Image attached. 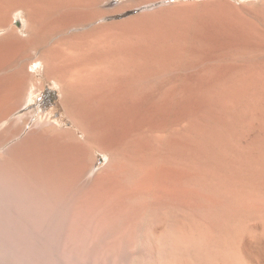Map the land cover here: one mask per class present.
Instances as JSON below:
<instances>
[{"label": "rangeland", "instance_id": "1", "mask_svg": "<svg viewBox=\"0 0 264 264\" xmlns=\"http://www.w3.org/2000/svg\"><path fill=\"white\" fill-rule=\"evenodd\" d=\"M100 1L96 4L97 9L101 10L103 5L111 9L108 21L116 23V33H128L131 40L143 42H139L141 48L138 53L141 54L136 53V63L133 61L134 65L131 63L129 69L127 67L117 78L113 89L115 93L107 101L114 112L119 109V121L109 119L110 122L106 124L103 121L97 132L98 145L90 153L82 151V159L87 163L94 162L91 175L81 177L78 180L80 184L70 179L71 176L66 177L64 182L50 183L31 176L21 177L19 180L16 195V243L13 249L16 260H23L18 264H46L43 261L48 257L52 259V264H96L98 261L100 262L97 264H130L137 260L140 255L135 248L140 240L141 218L138 213L150 211L147 207L156 201L159 174L166 170L165 176L170 177L175 170L179 171L189 163H205L206 160L209 162L208 159L211 162L213 157L216 161L218 159L215 155L220 149H224L223 146L228 147L227 149L238 146L250 148L255 106L258 104L264 108V78L261 80L262 88L259 90H262L259 93L255 81L256 75L264 72V21L260 16L264 11V0ZM75 21L60 20L59 34L48 41L57 46L66 44L65 37L78 31ZM12 22L19 38L26 37V22L20 12L13 15ZM57 39H60L59 42H56ZM16 41L20 44L16 45ZM20 41L14 39V44L5 46L8 52L3 46L0 58H7V61L9 56L17 58V61L21 59L26 50L23 41ZM19 47H23L24 49L20 48L23 51ZM61 47L64 48L62 45ZM137 58H141L142 63ZM32 66V63L21 66L24 67L21 72L23 79L32 72L37 83L33 87L28 84L27 93H31L23 100L28 101L25 110L28 113L23 118L27 132L33 127L46 128L54 123L56 127L75 128L64 109L61 86L42 74V66ZM7 73L0 70L2 98L15 95L19 89V82L14 83V86H7ZM99 109L104 112L102 107ZM262 113L264 114V109ZM11 124L0 129V134ZM15 143L11 142L6 150L11 149ZM206 149H215L216 154L215 150L209 152ZM70 180L72 186H69ZM59 187L63 190H60L61 194L58 193ZM63 187L65 190L67 188V193ZM141 206L145 209H140ZM104 213L107 215L104 216ZM100 223L103 226H97ZM105 223L114 231L109 229L108 232L109 227ZM76 228L82 230V233L80 231V234H74ZM119 234H122L124 240ZM130 235L132 238H129ZM126 241L130 245L132 243L133 248L127 246ZM105 247L110 250L106 252ZM124 247L130 248L126 252ZM120 249L125 254H120ZM114 252H118L120 256L114 255ZM136 254L138 258L135 257ZM68 255L76 260L66 259ZM105 255L110 260L107 258L105 262ZM125 256L130 257L131 261L129 258L126 260ZM32 260L36 261L31 262Z\"/></svg>", "mask_w": 264, "mask_h": 264}, {"label": "bare ground", "instance_id": "2", "mask_svg": "<svg viewBox=\"0 0 264 264\" xmlns=\"http://www.w3.org/2000/svg\"><path fill=\"white\" fill-rule=\"evenodd\" d=\"M101 1L100 3L104 0ZM97 2L99 0H0V52L3 51V46L14 44V39H20V42L23 41L26 50L19 59L21 61H17V58L15 60L10 56L8 61L7 58H4L5 56H2L5 60L0 58L2 60L0 61V70L8 72L7 86L11 87V85L14 86V83L19 82V89L17 88L18 91L15 95L5 96L4 98L0 96V129L8 123H12L8 129L0 134V264L23 262V260H16L13 254L17 229L16 195L21 177L31 176L36 177V179L42 178V180L48 182H64L66 177L71 176L70 179L79 183L78 180L81 177L91 175L95 166L92 164L94 162L87 163L88 161L86 162L81 158L82 151L86 150L85 152L89 153L93 151L95 145H98L96 137L99 134L97 133L98 130L101 129V123L104 121L106 124V122H110L109 119L116 121L119 114H121L118 111L119 109L114 112L113 108L111 109L112 105L108 104L107 101L115 93L113 89L117 78L120 77L121 73L123 74L127 67L129 69L133 61H136L134 57L141 48L140 43L143 42L131 40V37L127 36L128 33L126 35L116 33L114 27L116 23L108 21L112 14L111 9L101 4V10H99L100 8L97 9ZM17 12L21 13L26 22L25 32L27 36L24 38H19L17 29L12 26V17ZM260 16L261 20L264 21V11ZM63 19H67L69 22L76 20L78 31L68 35L69 30L66 39L63 37L66 44H61L64 48H60L61 45H53L48 40L59 34V22ZM99 19L102 21H99ZM58 40L60 39H57L56 42H59ZM16 42V45L20 44L18 41ZM20 48L24 49L23 47ZM6 51L8 52L7 49ZM17 51L15 52L16 55ZM140 59L138 61L142 63ZM29 63H32V67L42 66V74L61 86L63 106L75 128L56 127L54 123V125L46 128L35 129L32 126V130L27 132L23 118L28 113L25 111L28 101L25 99L24 102L23 100L31 93H27L28 84L32 87L37 85L32 72L28 75L25 74L27 77L24 79L22 77L21 72L24 67L21 66H28ZM263 74L264 72L261 71L255 77L258 93L262 90H259V88H262L260 83L264 78ZM11 89L10 91H12ZM4 90L3 95L5 94ZM8 94L10 95V93ZM257 105L253 115L254 128L250 148L238 146L239 148L227 149L228 147L223 146L224 149H220L217 155H215V149H209L210 151L206 149L209 152L215 150V154H213L218 160L214 161L215 158L213 157L211 162L208 159L209 162L206 160L205 163L194 162L187 165L183 163L182 165L185 168L179 169V171L175 170L174 175L172 174L170 177L165 176L166 170L164 173L159 174L156 201L154 200V204L151 203L150 207H147L150 211L143 214H141V211L138 213L141 216L139 218L140 222L138 221L140 223V227L138 226L140 236L137 235L140 240L136 239L138 241V244H136L139 247L137 246L135 249L140 258L136 257L138 256L136 254L135 257L138 259L130 264H264V114L262 113L264 108ZM101 107L104 112L99 109ZM127 115L129 116V114ZM34 123L37 124V122ZM11 142L16 143L7 151L6 148ZM112 153L114 154V151ZM26 180L28 179L26 178ZM69 183V186H72L71 180ZM51 188L53 189V187ZM58 190V193H60L61 188ZM66 190L64 189V192ZM61 191L63 192V190ZM142 208L144 206H141L140 209ZM152 209L153 211H151ZM138 214L136 215L138 216ZM106 215L104 213V216ZM96 219L99 220V218ZM108 219H106V223ZM124 220L126 221V219ZM102 223L97 224V226H103ZM106 223L105 225L108 226ZM134 223L136 224V222ZM109 229L112 228L109 227L108 232H110ZM80 231L82 233V230L76 228L74 234H77V232L80 234ZM129 238H132V236L130 235ZM122 240L124 239L122 238ZM128 241H126V244ZM83 244L87 245V243ZM128 245L131 247L132 243ZM120 246L122 248V245ZM107 248L105 247L106 252L110 250V248ZM124 248L125 251L128 249ZM122 250L120 249V254L124 252ZM111 254H108V256H111ZM116 254L119 253L117 252L114 255ZM120 254L116 256H120ZM131 254L129 253V256ZM109 257L104 259L105 262ZM130 257L128 258L130 259ZM128 258L126 257V260ZM66 259L76 260L72 255H68ZM34 261L36 260L31 262ZM43 262L52 264V259L48 257Z\"/></svg>", "mask_w": 264, "mask_h": 264}]
</instances>
